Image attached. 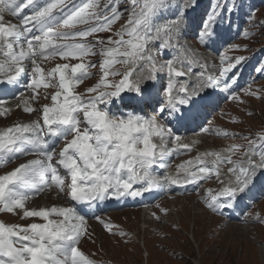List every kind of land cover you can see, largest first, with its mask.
Here are the masks:
<instances>
[{
	"label": "snow or ice",
	"instance_id": "6c2138e0",
	"mask_svg": "<svg viewBox=\"0 0 264 264\" xmlns=\"http://www.w3.org/2000/svg\"><path fill=\"white\" fill-rule=\"evenodd\" d=\"M189 6L197 0H0V118L14 108L35 115L0 129V164L33 157L0 175V213L31 221L0 220V264H98L80 248L83 239H92L89 213L109 235H129L95 214L112 199L199 186L213 177L220 187L205 189L200 199L214 214L225 215L241 208L245 197L254 198L258 180L264 196V131L244 136L247 144L198 153L176 165L175 174H155L167 166L165 156L191 152L179 129L201 121L217 88L222 85L243 103L236 87L247 58L220 55L218 75L206 76V63L184 42ZM242 9L243 0H211L198 28L199 43L215 44L221 39L217 27L231 31V15ZM245 15L254 19L252 12ZM253 34L242 32L245 38ZM57 58L63 62L44 66ZM255 71L264 76V62ZM93 76L95 82L78 91ZM188 76L196 82L178 79ZM260 91L243 89L257 99ZM197 126L205 134L238 135L202 121ZM52 189L69 206H28ZM156 208L168 215V209ZM249 218L264 225L258 214Z\"/></svg>",
	"mask_w": 264,
	"mask_h": 264
},
{
	"label": "rangeland",
	"instance_id": "374dc122",
	"mask_svg": "<svg viewBox=\"0 0 264 264\" xmlns=\"http://www.w3.org/2000/svg\"><path fill=\"white\" fill-rule=\"evenodd\" d=\"M210 3L211 0H197V6L188 7L186 11L188 27L185 36L187 45L195 49L200 60L206 64L211 63L216 69L220 66V55L245 56L247 58L241 69L239 85L236 87V93L242 94V99H240L243 103L234 99L225 103L220 115L216 111L212 119L211 115L208 117V120L211 119L210 127L220 128V124H222L225 129L233 130V122L229 118L231 112L238 114L241 112L243 115H240L244 118L248 112H252L253 115H248L249 118L246 119L247 123H242L247 124L251 130L250 134L255 136L256 131H264V76L255 71V68L264 62V27L256 26L260 22H264V0H243V9L230 17L231 31H227L224 25L218 26L217 31L220 33L221 39L206 48L199 43L197 32L202 19L209 10ZM248 12L254 13V19L249 20V17L245 15ZM245 29L254 34L245 38L242 35ZM234 44L240 45L241 50H232L231 45ZM245 47L246 51L243 50ZM257 48L260 51L256 55L252 50ZM249 85L253 90H261L259 93L261 98L257 99L244 94L243 89ZM222 107L223 104L219 105L218 110L220 111ZM22 114L19 110L17 119L26 120ZM245 131L240 133L236 144H247L243 137L250 134H246ZM216 138L217 142L231 143L229 141H232L235 144L232 140L233 137L220 136ZM213 181L215 180L213 179ZM167 193L169 194L170 191ZM178 194L171 192L169 196L173 197ZM201 196L203 195H195L194 198L187 201H185L187 197L180 196L177 201L180 211L173 208V199L163 197L154 204L153 201H150L144 206H134L122 210L120 213L110 214L106 219H110L111 222L117 221L120 228L132 237H134L133 233H136V239L133 240L130 236L129 240L128 238H118L115 242L109 238L105 239V236L100 233L105 231L101 225L98 227L100 235H98L96 244L87 239L82 249L92 259L96 256H92V254H97V250L102 252V257L99 259L103 264H108L111 261L118 264H264V225L257 226L260 223L248 218L249 214L255 216L254 210L264 208V196L257 200L251 212H246L247 218L244 217V211L236 214L229 212H226L225 215L214 214L201 203ZM45 201L47 200L40 198V206ZM258 201L261 202L258 203ZM157 204L168 209V215H164L156 208ZM153 213L160 216L159 221L153 218ZM258 215L264 218V215ZM89 218L94 219L93 217ZM0 220L19 224L31 222L22 220L19 216L11 219L7 214L0 217ZM172 224L178 225L177 229L170 227ZM251 224H254L255 228L247 227ZM90 226L91 228L95 227L94 224H90ZM157 232L160 234L158 238L155 236ZM90 233L92 236L96 234L94 231ZM149 253V257L146 256Z\"/></svg>",
	"mask_w": 264,
	"mask_h": 264
},
{
	"label": "bare ground",
	"instance_id": "6f19581e",
	"mask_svg": "<svg viewBox=\"0 0 264 264\" xmlns=\"http://www.w3.org/2000/svg\"><path fill=\"white\" fill-rule=\"evenodd\" d=\"M200 68H196L195 70L197 71V70H199ZM12 118H9V120H11ZM17 120H21V119H17ZM22 121H26V120H22ZM199 146V145H198ZM197 146V147H198ZM195 150V149H194ZM185 153H187L188 154V151H186ZM53 190H51V192H49L50 194H53V192H52ZM48 192V191H47ZM50 194H48V195H50ZM51 196V195H50ZM53 198H55L56 199V202L54 203V204H59V203H61L62 202V197L61 196H58V195H53ZM123 201L121 202V204L120 205H128V204H132L133 203V200L130 198V197H127V198H123L122 199ZM107 203V202H106ZM106 205V204H105ZM105 205H102V208L104 209V207H105ZM51 205H45V207H50Z\"/></svg>",
	"mask_w": 264,
	"mask_h": 264
}]
</instances>
